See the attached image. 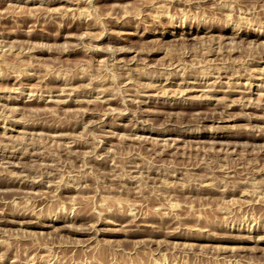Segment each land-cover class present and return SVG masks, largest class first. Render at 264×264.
Instances as JSON below:
<instances>
[{"label":"rangeland","instance_id":"1","mask_svg":"<svg viewBox=\"0 0 264 264\" xmlns=\"http://www.w3.org/2000/svg\"><path fill=\"white\" fill-rule=\"evenodd\" d=\"M0 264H264V0H0Z\"/></svg>","mask_w":264,"mask_h":264}]
</instances>
